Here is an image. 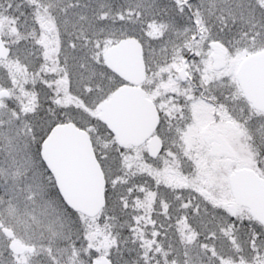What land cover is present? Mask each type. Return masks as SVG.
Returning <instances> with one entry per match:
<instances>
[{
    "label": "snow or ice",
    "instance_id": "6c2138e0",
    "mask_svg": "<svg viewBox=\"0 0 264 264\" xmlns=\"http://www.w3.org/2000/svg\"><path fill=\"white\" fill-rule=\"evenodd\" d=\"M0 264H264V0H0Z\"/></svg>",
    "mask_w": 264,
    "mask_h": 264
}]
</instances>
